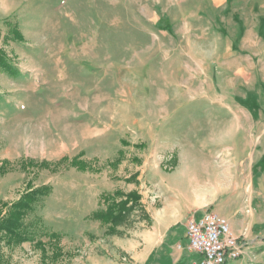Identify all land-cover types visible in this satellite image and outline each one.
Masks as SVG:
<instances>
[{
	"label": "rangeland",
	"instance_id": "374dc122",
	"mask_svg": "<svg viewBox=\"0 0 264 264\" xmlns=\"http://www.w3.org/2000/svg\"><path fill=\"white\" fill-rule=\"evenodd\" d=\"M0 53V213L48 185L24 223L60 239L0 264H142L156 211L264 195V0H0Z\"/></svg>",
	"mask_w": 264,
	"mask_h": 264
},
{
	"label": "crops",
	"instance_id": "0c3cea01",
	"mask_svg": "<svg viewBox=\"0 0 264 264\" xmlns=\"http://www.w3.org/2000/svg\"><path fill=\"white\" fill-rule=\"evenodd\" d=\"M205 209H211L224 216L229 221L233 234L239 238L242 231H245L247 245L237 264H264V195L247 200L237 195L231 200L221 201ZM204 210L185 217V213L182 215L177 210H161L151 214L148 233L131 247L130 251H135L133 257L142 258V264H198L200 255L187 247L186 222ZM179 221L181 224L173 228ZM141 244L143 249L137 257L134 248Z\"/></svg>",
	"mask_w": 264,
	"mask_h": 264
},
{
	"label": "trees",
	"instance_id": "16d2710c",
	"mask_svg": "<svg viewBox=\"0 0 264 264\" xmlns=\"http://www.w3.org/2000/svg\"><path fill=\"white\" fill-rule=\"evenodd\" d=\"M14 40L21 41L22 37L17 34ZM0 69H3L10 75L16 73L15 68H13L9 63H7L6 58L0 53ZM66 158L59 159L57 162H53V166H59L64 162ZM47 161L34 162L32 160H25L20 162V166L25 168L26 166L48 168L50 165ZM70 164L77 165L79 168L83 169V162L76 161V158L70 161ZM80 164V165H79ZM71 165V166H72ZM4 166V165H3ZM0 165V169L3 168ZM51 187L48 185H43L36 188H30L25 193L21 195L19 199L12 202L4 214L0 213V252L1 243L18 245L23 242H31L34 247H41L45 249V243L42 239H35V231L42 230L41 234L47 235L48 242L51 241L53 245L58 249L59 236L56 232L46 233L44 227L41 223L36 221H31L30 223H24V219L29 212L34 208V205L42 198L50 193ZM134 202L136 203L139 199V195L131 194ZM109 199L108 195L103 197V201ZM129 200H121L118 202L108 203L104 209H96L93 211L89 218L99 221L100 223H110V226L106 230L107 233H112L115 231L114 226L121 223L127 216L128 212L135 207L134 204L128 205ZM1 256V253H0ZM55 258V256H53ZM1 261V258H0Z\"/></svg>",
	"mask_w": 264,
	"mask_h": 264
},
{
	"label": "built area",
	"instance_id": "2783aa9c",
	"mask_svg": "<svg viewBox=\"0 0 264 264\" xmlns=\"http://www.w3.org/2000/svg\"><path fill=\"white\" fill-rule=\"evenodd\" d=\"M185 238L188 249L200 255L198 264H237L247 245L245 231L241 238L234 235L229 221L211 209L187 220Z\"/></svg>",
	"mask_w": 264,
	"mask_h": 264
},
{
	"label": "bare ground",
	"instance_id": "6f19581e",
	"mask_svg": "<svg viewBox=\"0 0 264 264\" xmlns=\"http://www.w3.org/2000/svg\"><path fill=\"white\" fill-rule=\"evenodd\" d=\"M205 174V173H204Z\"/></svg>",
	"mask_w": 264,
	"mask_h": 264
}]
</instances>
